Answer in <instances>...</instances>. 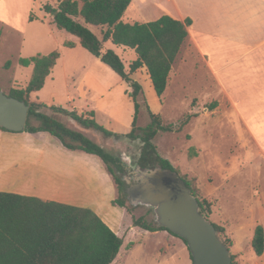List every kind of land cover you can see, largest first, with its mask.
Here are the masks:
<instances>
[{
	"label": "rangeland",
	"instance_id": "374dc122",
	"mask_svg": "<svg viewBox=\"0 0 264 264\" xmlns=\"http://www.w3.org/2000/svg\"><path fill=\"white\" fill-rule=\"evenodd\" d=\"M59 1L49 4L57 8ZM1 3H4L2 16L5 21H0V90L9 95L12 89H24L22 87L29 84L32 77L33 69L21 67L20 59L49 55L58 50L60 42L74 38L51 24L53 16L43 10L45 0H0V7ZM32 13L39 20L30 22ZM97 34L102 38L100 30ZM112 47L118 55H122L129 71L130 65L137 59L135 52L119 46ZM85 53L92 57L89 52ZM135 75L144 85L138 127L149 126V109L161 117L163 125L172 127L171 132L158 133L153 141L159 155L168 159L179 175L193 184L201 200L211 203L210 221L226 229L225 238L229 239L235 264H264V255L257 257L252 249L256 227L264 226V130L254 120L257 112L236 106L223 96L190 40L174 65L162 99L156 96L145 68ZM91 79L92 76H88L81 89L78 80L75 84L71 81L70 92L85 99L84 104L77 103L80 112L82 108L86 110L88 103H93V109L97 104V121L109 129L106 120L128 116V104L118 98V88L113 90L112 95L109 89L107 96H103L105 91L102 88H87ZM106 83L113 84L110 76L106 77ZM52 94H58L55 97L57 104L65 106L62 83L48 85L39 97L47 99ZM214 104L216 107L212 109ZM43 112L84 133L119 158L123 166L127 165V160L131 161L132 168L138 165L143 151L141 140L106 138L65 115L49 110ZM35 122L31 119V124ZM18 177V170L6 168V192L15 190L10 188ZM101 181L92 180L89 187H74L68 197L77 207L91 209L104 220L109 217L118 224L122 223L123 229L119 230L124 234L125 246L114 264H193L182 239L166 231L151 233L134 227V217L157 223L152 208L128 204L125 214L122 208L112 205L116 198L113 184L107 189ZM3 190L0 176V191Z\"/></svg>",
	"mask_w": 264,
	"mask_h": 264
},
{
	"label": "trees",
	"instance_id": "16d2710c",
	"mask_svg": "<svg viewBox=\"0 0 264 264\" xmlns=\"http://www.w3.org/2000/svg\"><path fill=\"white\" fill-rule=\"evenodd\" d=\"M131 3L132 0H60L57 8L51 4L43 7L44 12L53 16L52 24L58 30L77 37L83 48L99 58L132 88L129 95L134 102L135 116L129 134H117L99 125L94 112L80 116L76 112L55 106L47 107L32 101V94L44 88L46 79L56 66L60 58L59 51L30 59H20L21 66H33L32 78L26 88L12 89L8 95L30 106L25 132L32 134L48 132L60 140L67 149L81 151L101 159L117 189V196L112 205L123 209H127L130 202L127 184L119 175L124 172L121 160L108 153L84 133L67 127L43 110L65 115L85 129L99 132L106 138L141 140L143 151L138 164L143 169L160 167L179 173L168 159L159 155L153 144L158 133L171 132L172 127L163 125L161 117L150 109L149 126L142 128L137 125L141 108L140 97L144 95V89L132 77L145 68L156 96L162 99L174 65L188 43V28L192 25V20L187 19L183 22L164 15L152 22L125 23L122 19ZM36 19L32 13L30 22ZM88 25L106 27L102 39ZM109 41L115 46L135 51L137 59L130 65L129 71L115 51L104 50V43ZM65 46L73 48L75 44L66 42ZM215 107L216 104L211 108ZM31 119L36 121L35 124H31ZM0 130L6 131L3 128ZM182 178L192 194L198 198L201 214L210 220L211 203L201 200L193 184L185 177ZM133 225L151 233L160 231L170 233L158 223H151L144 218L134 217ZM214 225L218 236L230 249L229 239L225 238L226 229ZM183 242L187 246V242L185 240ZM123 244L124 239L91 209L56 202L45 203L35 198L0 192V264H113ZM252 249L257 257L264 255L262 225L255 229ZM190 256L193 261L191 254ZM232 259L235 264L233 256Z\"/></svg>",
	"mask_w": 264,
	"mask_h": 264
},
{
	"label": "crops",
	"instance_id": "0c3cea01",
	"mask_svg": "<svg viewBox=\"0 0 264 264\" xmlns=\"http://www.w3.org/2000/svg\"><path fill=\"white\" fill-rule=\"evenodd\" d=\"M45 2L49 4L54 0ZM1 4L0 21H5L2 16L4 3ZM164 15L183 22L187 19L192 20V25L188 28L189 40L197 48L215 87L219 88L223 96L234 105L249 108L252 113L257 112V118L254 120L258 121L261 130H264V0H132L122 20L131 24L147 23L156 21ZM42 19L50 23L45 17ZM79 21L83 22L82 19ZM88 27L100 39L102 38L97 32L100 30L103 37V32L107 30L102 26ZM72 37L73 40L59 43L57 51L60 52V58L46 79L44 88L32 94V101L47 107L55 106L76 112L80 116L94 112L97 121L99 114L97 104L93 109V103H88L85 106L86 110L82 108L80 112L77 103L82 105L85 99L70 92L71 81L75 84L78 80L81 89L87 77L92 76L91 85H86L87 88L91 90L102 88L105 91L103 96L108 95L109 89L111 95L114 89H119L117 96L120 101L128 104V116L108 119L106 125L108 130H114V133L129 134L135 115L134 102L129 95L132 88L99 58L90 52L92 57H88L85 53L88 51L82 47L80 40ZM66 42L74 43L75 46L68 48L65 46ZM111 44L110 41L104 43L106 50H115ZM120 57L123 58L122 55ZM86 61L89 63L86 64ZM23 68L33 69V66ZM107 76H110L113 84L106 83ZM132 78L139 82L135 74ZM59 83L63 84L65 90V106L57 104L55 97L59 96L58 94H52L47 99L39 97L48 85ZM140 84L144 89V85ZM27 85L22 88H26ZM77 88L78 86L76 90ZM0 139V176L4 193L35 198L45 203L56 202L75 206L68 197L74 187L85 185L89 187L92 180L98 182L102 180V185L107 189L112 188L113 184L117 196L113 178L107 173L101 159L81 151L67 149L60 140L48 132L32 134L25 131L13 133L0 130ZM6 168H15L19 171L17 182L13 181L10 188L15 190L9 192H6ZM123 210L126 214V209ZM103 221L109 223L111 226L106 224L124 239V234L119 230L121 227L123 229L122 223L118 224L109 217ZM124 246L125 240L122 248Z\"/></svg>",
	"mask_w": 264,
	"mask_h": 264
},
{
	"label": "water",
	"instance_id": "95a60500",
	"mask_svg": "<svg viewBox=\"0 0 264 264\" xmlns=\"http://www.w3.org/2000/svg\"><path fill=\"white\" fill-rule=\"evenodd\" d=\"M29 112L30 106L24 101L0 90V128L24 132ZM126 163L131 168V161ZM132 169V179L140 183L127 190L130 204L152 208L161 227L187 242L193 264H233L230 249L218 236L214 223L201 214L198 198L179 173L160 167ZM145 170L151 174L146 175Z\"/></svg>",
	"mask_w": 264,
	"mask_h": 264
},
{
	"label": "flooded vegetation",
	"instance_id": "af4514ba",
	"mask_svg": "<svg viewBox=\"0 0 264 264\" xmlns=\"http://www.w3.org/2000/svg\"><path fill=\"white\" fill-rule=\"evenodd\" d=\"M137 166H140L139 164ZM124 168V172L123 173H119V175L125 180L126 184H127V190L129 188H131L133 185L135 184H139L140 182L139 181H134L132 179V167L129 168L127 165L126 166H123ZM132 169V170H131Z\"/></svg>",
	"mask_w": 264,
	"mask_h": 264
},
{
	"label": "clouds",
	"instance_id": "9594fccd",
	"mask_svg": "<svg viewBox=\"0 0 264 264\" xmlns=\"http://www.w3.org/2000/svg\"><path fill=\"white\" fill-rule=\"evenodd\" d=\"M146 175H150L151 173L148 170H145Z\"/></svg>",
	"mask_w": 264,
	"mask_h": 264
}]
</instances>
